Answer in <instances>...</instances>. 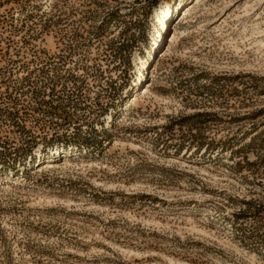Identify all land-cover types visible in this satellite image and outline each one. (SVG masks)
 <instances>
[{"label": "rangeland", "instance_id": "obj_1", "mask_svg": "<svg viewBox=\"0 0 264 264\" xmlns=\"http://www.w3.org/2000/svg\"><path fill=\"white\" fill-rule=\"evenodd\" d=\"M0 264H264V0H0Z\"/></svg>", "mask_w": 264, "mask_h": 264}]
</instances>
